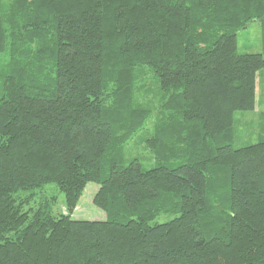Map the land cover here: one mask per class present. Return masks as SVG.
I'll use <instances>...</instances> for the list:
<instances>
[{"label":"trees","instance_id":"trees-1","mask_svg":"<svg viewBox=\"0 0 264 264\" xmlns=\"http://www.w3.org/2000/svg\"><path fill=\"white\" fill-rule=\"evenodd\" d=\"M253 21L264 43V0L0 2V264H264V136L235 146L264 70L238 51ZM145 69L151 168L123 158ZM91 181L106 219H72ZM47 184L65 213L29 206Z\"/></svg>","mask_w":264,"mask_h":264},{"label":"rangeland","instance_id":"rangeland-1","mask_svg":"<svg viewBox=\"0 0 264 264\" xmlns=\"http://www.w3.org/2000/svg\"><path fill=\"white\" fill-rule=\"evenodd\" d=\"M2 3H9V0H0ZM237 46L240 53H262L264 56V43L262 40V26L259 21L251 22L247 28L242 29L237 34ZM146 72L145 87L151 89L147 92L142 87L137 91L138 100L149 110V116L142 129L133 135L123 148L124 162L137 160L144 168H151L155 164L154 154L145 143V138L150 137L154 131L157 121L159 105L162 102V93L157 90L153 74L148 69ZM151 74V75H150ZM142 87V88H141ZM235 129L237 137L235 146H243L257 142L258 138L264 136V70L258 78L255 93V107L252 111H239L235 113ZM98 189L96 182H88L71 213V218L76 220H105L106 212L94 204L93 198ZM42 195H55L57 200L53 206V213H65L64 195L59 192L54 184H47L43 189L36 191L34 199L29 206H34ZM29 206H25L27 209ZM165 217H160L161 222Z\"/></svg>","mask_w":264,"mask_h":264}]
</instances>
